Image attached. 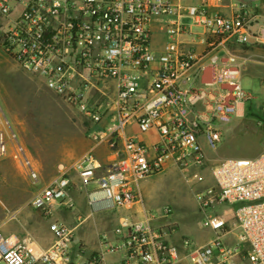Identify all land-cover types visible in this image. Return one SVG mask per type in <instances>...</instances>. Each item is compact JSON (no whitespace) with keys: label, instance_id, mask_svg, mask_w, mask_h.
I'll return each instance as SVG.
<instances>
[{"label":"built area","instance_id":"obj_1","mask_svg":"<svg viewBox=\"0 0 264 264\" xmlns=\"http://www.w3.org/2000/svg\"><path fill=\"white\" fill-rule=\"evenodd\" d=\"M232 8L227 16L211 11L208 0L192 11L182 0H0L2 51L78 111L91 144L69 165H58L32 195L33 209L49 218L51 244L39 247L0 229V264H264V150L214 164L203 150V143L216 150L220 127L244 117L252 98L240 87L237 59L225 42L244 45L253 37L264 45V23L252 30L257 22L245 4ZM153 27L164 35L159 50L152 47ZM204 62L214 74L201 85ZM2 114L0 161L9 156L37 185L38 163ZM151 131L157 139L146 143L142 137ZM102 144L113 156L106 164L94 153ZM208 165L214 185L197 192L196 203L202 210L232 206L234 222L206 214L213 238L192 247L184 240L183 253L169 241L176 224L160 223L171 208L148 209L139 184L169 167L186 172ZM71 172L81 188L96 184L87 196L90 217L124 210L98 235L95 250L52 218L55 205L74 208Z\"/></svg>","mask_w":264,"mask_h":264},{"label":"rangeland","instance_id":"obj_2","mask_svg":"<svg viewBox=\"0 0 264 264\" xmlns=\"http://www.w3.org/2000/svg\"><path fill=\"white\" fill-rule=\"evenodd\" d=\"M201 1L182 0V4L188 11H192L201 5ZM213 1L208 0L209 6H212ZM223 1L229 2L218 0ZM262 77L260 74L253 77L245 74L239 76L240 87L252 98L244 103V117H235L220 127L222 138L216 150L203 143L209 158L215 161L223 158H253L257 152L264 150ZM0 109L3 112L2 120L7 119L21 142L32 153L40 170L39 183L34 185L12 158L6 156L0 161V229L7 235L15 234L19 239L29 237L37 246L45 247L51 238L48 231L49 218L44 219L33 209L32 195L38 186L57 173L58 165H69L88 150L90 141L86 132L87 121L75 108L66 105L57 95L47 90L40 80L23 71L4 54L1 47ZM198 172V178L188 181L193 173ZM176 173V176L170 175L162 183L156 178L162 174L151 177L156 178L149 193L154 205L151 202L145 204L151 211H155L156 207H170L171 213L167 220L177 224L178 237L188 241L191 247L199 246L207 235L213 233L211 227L204 226L206 214L223 217L229 224L228 215L222 216L225 213L223 209L233 207L222 205L202 210L197 205L194 195L214 185L211 165L195 171L177 169ZM57 206L52 209V217ZM60 209L70 212V215L76 212V207L70 209L60 206ZM14 212L18 213L16 218L9 220V215ZM83 213L80 214L82 217ZM112 214H95L81 223L72 215L71 226L77 224L73 230L74 240L82 242L81 238L85 241L110 231L116 223L114 220L107 221V217Z\"/></svg>","mask_w":264,"mask_h":264},{"label":"crops","instance_id":"obj_3","mask_svg":"<svg viewBox=\"0 0 264 264\" xmlns=\"http://www.w3.org/2000/svg\"><path fill=\"white\" fill-rule=\"evenodd\" d=\"M235 2L244 3L246 6L247 12L250 14V16L254 20H256L257 23L253 25L252 30H255V28L257 27L256 24L264 23V0H229V2H224V1L218 2V0H215L213 1L212 6H209V8L211 11H217L227 16H231L234 12L232 5ZM163 42H164V35L158 30L157 27H153V39H152L153 49L159 50ZM224 48L229 52L230 55L235 56V58L237 59V65H238L237 79H239V76L241 74L249 75L251 77H253L254 75L257 76L258 74H260L263 76L261 78V83L264 82V45L256 43V40L253 37H251L249 38L248 42L244 45L236 44L228 40L225 42ZM201 51H202V47H200L197 50V52H201ZM221 54L223 55V60H225L224 59L226 58L225 54H223L222 52ZM213 74H214V70L211 67V65L208 62H204L202 65V69L200 70V73H199V76H200L199 84L202 85V84L210 83L212 81ZM244 115H245V111H244ZM237 117H242V116L240 114ZM132 131L136 132L135 128H132ZM142 138L146 143H151L157 139V135L154 131H151L150 133L143 136ZM90 149H91V144L89 143L88 150ZM203 150H204L205 155L207 156V152L204 149V145H203ZM94 153L98 157V159L101 161L102 164L108 163V160L113 157L110 154V151L108 150L106 145L104 144L99 145L96 148H94ZM260 153L261 151L257 152L254 155V157L258 156ZM207 158L212 162L215 161L209 158L208 156ZM176 170L177 169L174 167H169L165 171V173H163L161 176H158L156 178H159L158 180L159 183H162L164 180L167 179L168 176L170 175L176 176L177 175ZM190 170L195 171L197 169H190ZM201 171L202 170H200V172ZM194 174H197L198 176L200 175L199 172L193 173L188 181L191 182L194 179L193 178ZM70 178H71L70 197L74 204V207H76V210H75L76 212H73V214L71 213L70 215V212L60 209L61 205H59L55 207L57 210L55 209L54 215L52 218L63 222L70 228H75L77 224L74 226H71L73 224L72 215L76 217L77 221H78V218L84 221L90 217L92 211H91L90 206L88 205L87 196L91 191L96 190L97 187H96L95 182H91L87 187L81 188L80 178L75 172H71ZM152 178L143 179L139 184L140 191L144 197L146 204L150 202L152 204V200H151L152 198L149 196V193L153 187V183L156 182L155 180L156 178L154 179ZM221 206L222 205H218V207H221ZM160 208L161 207H156L155 209H160ZM223 210H225V213L222 216L225 217L228 215L229 217L228 222L232 224L234 222L233 209L231 208V209H223ZM82 212H84L83 213L84 217L80 215ZM123 212L124 210L113 212L112 216L107 217V221L114 220L115 222H117L118 218L123 214ZM95 214H99V213H95ZM95 214L92 217H94ZM102 214L104 213L101 212V215ZM168 222H173V221H170L167 219H163L162 221H160V223H163V224L168 223ZM213 236H214V232L207 235V237L204 239L202 244L207 243L209 240L213 238ZM226 237L231 238V235H227ZM80 240H83L82 242L87 246L89 250H95L98 248V239L95 236L93 238H88L85 241L82 238ZM169 241L172 244L176 245L180 249V251H182L183 253L188 252V249H186L185 246L183 245L184 240L178 237L177 232H175L171 237H169ZM51 242H52V237L49 238V241L45 245L44 248H47L51 244ZM181 264H186V263L182 262Z\"/></svg>","mask_w":264,"mask_h":264},{"label":"water","instance_id":"obj_4","mask_svg":"<svg viewBox=\"0 0 264 264\" xmlns=\"http://www.w3.org/2000/svg\"><path fill=\"white\" fill-rule=\"evenodd\" d=\"M262 130H263V132H264V125L262 126Z\"/></svg>","mask_w":264,"mask_h":264}]
</instances>
